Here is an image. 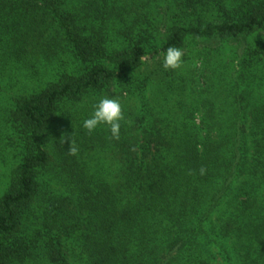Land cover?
Segmentation results:
<instances>
[{"label": "trees", "instance_id": "16d2710c", "mask_svg": "<svg viewBox=\"0 0 264 264\" xmlns=\"http://www.w3.org/2000/svg\"><path fill=\"white\" fill-rule=\"evenodd\" d=\"M260 33L264 0H0V264H264Z\"/></svg>", "mask_w": 264, "mask_h": 264}, {"label": "clouds", "instance_id": "9594fccd", "mask_svg": "<svg viewBox=\"0 0 264 264\" xmlns=\"http://www.w3.org/2000/svg\"><path fill=\"white\" fill-rule=\"evenodd\" d=\"M264 34V33H260ZM259 34V35H260ZM184 56V50L176 46H169L166 52L163 54V68L165 70H177L180 69L185 61L182 59ZM198 63H194L193 67H198ZM94 111L90 118L83 121V128L89 133H93L100 125H107L111 133L109 139H120V121L124 120L123 108L119 98L105 96L101 98L94 106ZM61 142L67 145V154L70 156H76L79 153V149L76 145V141L73 139V134L62 135ZM134 150V149H133ZM200 174H206V168H200ZM192 174V171H189Z\"/></svg>", "mask_w": 264, "mask_h": 264}, {"label": "rangeland", "instance_id": "374dc122", "mask_svg": "<svg viewBox=\"0 0 264 264\" xmlns=\"http://www.w3.org/2000/svg\"><path fill=\"white\" fill-rule=\"evenodd\" d=\"M11 165L6 167V166L1 165V163H0V173H8L10 171L9 169H10ZM1 181L2 180L0 179V183H1Z\"/></svg>", "mask_w": 264, "mask_h": 264}]
</instances>
